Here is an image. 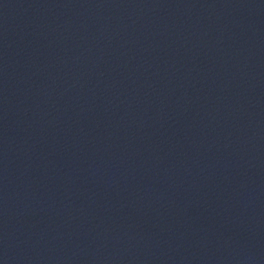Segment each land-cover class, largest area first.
Masks as SVG:
<instances>
[{"label": "water", "instance_id": "water-1", "mask_svg": "<svg viewBox=\"0 0 264 264\" xmlns=\"http://www.w3.org/2000/svg\"><path fill=\"white\" fill-rule=\"evenodd\" d=\"M0 264H264V6L0 19Z\"/></svg>", "mask_w": 264, "mask_h": 264}]
</instances>
